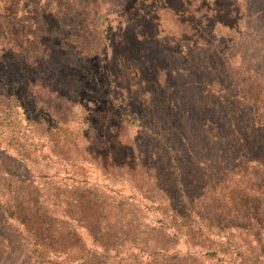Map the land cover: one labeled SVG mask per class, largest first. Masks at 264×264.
I'll return each mask as SVG.
<instances>
[{
	"label": "rangeland",
	"instance_id": "rangeland-1",
	"mask_svg": "<svg viewBox=\"0 0 264 264\" xmlns=\"http://www.w3.org/2000/svg\"><path fill=\"white\" fill-rule=\"evenodd\" d=\"M222 1L235 11L248 6L233 33L210 19ZM180 2L0 0V113H10L3 130L31 137L22 113L26 94L33 96L32 111L81 124L103 108L114 85L123 92V84L140 82L155 118L144 101L125 93L131 113L145 123L130 135L178 212L186 213L184 187L194 213L186 227L148 232L146 240L159 242L160 252L131 250L126 264L136 256L141 264H264L258 243L245 234L250 228L264 240V128L254 125L264 124V0ZM230 72L240 78L239 89ZM5 76L19 89L7 88ZM216 78L227 80L225 89ZM240 95L258 101L251 133L241 124L250 119ZM162 134L177 149L176 172ZM49 161L51 171H72L56 157ZM81 166L89 184L134 193L105 163ZM28 168L0 141V174L24 178ZM14 259L21 264L25 257Z\"/></svg>",
	"mask_w": 264,
	"mask_h": 264
},
{
	"label": "trees",
	"instance_id": "trees-1",
	"mask_svg": "<svg viewBox=\"0 0 264 264\" xmlns=\"http://www.w3.org/2000/svg\"><path fill=\"white\" fill-rule=\"evenodd\" d=\"M195 5L200 12L199 5ZM247 7L239 8L238 12L229 2L222 1L210 19L233 33L230 28L239 15L247 12ZM229 74L232 85L239 89L240 78L235 73ZM4 81L7 88L20 87L13 77L5 76ZM214 83L222 84L223 90L227 80L216 78ZM123 85V92L114 85L103 108L81 124L62 120L56 114H45L38 108L32 111L33 96L26 94L22 113L31 137L22 129L3 130L10 113L7 109L0 113V141H6L15 155L29 165L24 178H5L0 174V264H15L17 255L25 257L21 264H126L131 250L154 256L160 252L159 242L152 244L146 240L148 232L166 227L174 230L175 224L186 227L194 213L188 192L184 187L180 189L186 210L182 215L172 204L170 191L159 186L158 177L142 162L130 135L131 130L142 129L145 123L131 113L125 93L144 101L152 116L150 96L140 82ZM225 91L231 93L228 88ZM240 97L250 119L241 124L251 133V125L255 123L252 117L259 111L258 101L245 95ZM15 125L20 126V121ZM254 125L264 128V124ZM160 139L169 151L170 170L176 172L177 149L167 141L166 134ZM53 157L70 164L72 171L64 168L63 175L51 171L49 159ZM85 161L105 163L133 187L134 193L126 194L114 186L89 184L86 178L82 179L81 163ZM200 219L204 222L202 216ZM240 228L238 225L237 229ZM250 232V228L245 230L258 243V257H261L264 240ZM141 263L136 256L135 264Z\"/></svg>",
	"mask_w": 264,
	"mask_h": 264
}]
</instances>
